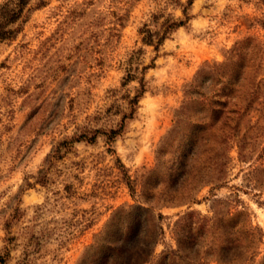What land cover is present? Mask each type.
Returning <instances> with one entry per match:
<instances>
[{
	"label": "rangeland",
	"instance_id": "obj_1",
	"mask_svg": "<svg viewBox=\"0 0 264 264\" xmlns=\"http://www.w3.org/2000/svg\"><path fill=\"white\" fill-rule=\"evenodd\" d=\"M189 1L31 0L18 34L0 41V264L135 258L143 175L156 169L158 194H172L183 165L186 135L170 132L189 84L248 38L262 54L249 112L229 122V148L199 157L223 178L156 209L163 232L143 264H264V0ZM169 18L187 23L158 48L143 41L145 24L163 30ZM141 77L135 115L110 140Z\"/></svg>",
	"mask_w": 264,
	"mask_h": 264
},
{
	"label": "trees",
	"instance_id": "obj_2",
	"mask_svg": "<svg viewBox=\"0 0 264 264\" xmlns=\"http://www.w3.org/2000/svg\"><path fill=\"white\" fill-rule=\"evenodd\" d=\"M30 2L31 0H6L0 4V41L12 39L18 34L19 29L13 26L23 19ZM189 2L192 3L191 0ZM184 13L186 18L190 19L187 8L184 9ZM186 23V19L169 18L162 24L163 30H154L149 24H145L140 29V33L143 34L145 43L153 44L158 48L173 30ZM259 51L261 50L258 44H254L250 38L239 41L225 61L213 64L205 63L193 82L189 84L186 90V99L177 111V121L170 132V134L181 132L182 135H186V154L183 157V165L172 179L170 185L172 194H158L157 185L152 179L156 169L149 170L143 175L141 182L143 192L139 194L141 203L132 208L139 211V220L136 223L135 231L137 228L141 230L145 226L144 248L136 252L135 258L116 257L113 258L112 264L148 262L153 252V246L163 232L160 222L162 214H157L156 209L165 204L190 201L193 199L194 192L203 184L223 178L224 170L213 168L211 173L206 166L199 165L201 163L199 157L203 147L207 149V147L218 145L229 148L230 139L234 136L233 128H227H231L229 122L234 120L235 114H248L250 100L256 94L253 87L259 84L262 55L259 54ZM137 77V74L129 72L125 80ZM140 84L138 93L128 100L130 111L124 113L120 128L111 129L108 134L110 140H113L121 132L127 118L134 117L140 97L146 91L144 77L140 78ZM192 115L195 116L193 120ZM97 131L94 130L93 134L86 131L81 132L74 136L73 140L94 141ZM73 140L60 141L48 158H61L64 148L68 149ZM161 159L162 156L159 155V164ZM133 189L135 190L134 187ZM241 213L243 212L239 211V214Z\"/></svg>",
	"mask_w": 264,
	"mask_h": 264
}]
</instances>
